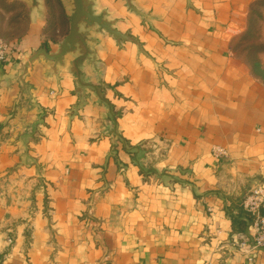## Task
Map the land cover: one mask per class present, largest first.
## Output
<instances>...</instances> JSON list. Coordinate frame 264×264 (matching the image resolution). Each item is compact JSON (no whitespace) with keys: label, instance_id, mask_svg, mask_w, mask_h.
Masks as SVG:
<instances>
[{"label":"crops","instance_id":"crops-1","mask_svg":"<svg viewBox=\"0 0 264 264\" xmlns=\"http://www.w3.org/2000/svg\"><path fill=\"white\" fill-rule=\"evenodd\" d=\"M88 1L133 39L79 27L100 96L76 91L80 49L21 80L71 0H5L28 20L0 34V264H264L242 208L264 185V83L232 50L264 0Z\"/></svg>","mask_w":264,"mask_h":264},{"label":"water","instance_id":"water-1","mask_svg":"<svg viewBox=\"0 0 264 264\" xmlns=\"http://www.w3.org/2000/svg\"><path fill=\"white\" fill-rule=\"evenodd\" d=\"M25 1L30 3L32 7L36 6L37 4V0ZM126 1L129 3V0ZM71 4L73 6V10L71 16L69 17V32L59 44L57 53L49 54L44 48H41L27 57L26 61L21 63V68L23 70L21 80L23 79L29 64L39 57H44L47 61H50L55 65H63V56L65 54L75 53L77 49H80V57L72 64V73L75 74L76 77V91L80 95H83L84 90L89 88L93 89L100 96L101 88L91 87L90 85L86 84L79 72V67L81 63L86 60L88 54V49L86 46V33H80L79 27L83 25L84 29H89L91 27L98 26L99 31L107 32L117 41H133V39L113 29L112 24L104 19L103 14L95 16L91 9V3H89L88 0H71ZM111 118L115 124V119L112 114ZM112 138L114 139V142L116 140L123 142L116 134V131L113 132Z\"/></svg>","mask_w":264,"mask_h":264},{"label":"rangeland","instance_id":"rangeland-1","mask_svg":"<svg viewBox=\"0 0 264 264\" xmlns=\"http://www.w3.org/2000/svg\"><path fill=\"white\" fill-rule=\"evenodd\" d=\"M26 13L22 4H9L0 0V34L4 38L20 36L27 27ZM6 17L9 20L6 21ZM232 50L248 65L253 75L264 83V1L253 5L249 24L234 41Z\"/></svg>","mask_w":264,"mask_h":264},{"label":"built area","instance_id":"built-area-1","mask_svg":"<svg viewBox=\"0 0 264 264\" xmlns=\"http://www.w3.org/2000/svg\"><path fill=\"white\" fill-rule=\"evenodd\" d=\"M6 57V46L0 44V62ZM218 155H223V152L216 151ZM243 210L250 215L255 227L253 236V244L251 250L264 248V185L256 187L250 191L242 201ZM1 262V259H0Z\"/></svg>","mask_w":264,"mask_h":264},{"label":"trees","instance_id":"trees-1","mask_svg":"<svg viewBox=\"0 0 264 264\" xmlns=\"http://www.w3.org/2000/svg\"><path fill=\"white\" fill-rule=\"evenodd\" d=\"M263 214H264V210H263Z\"/></svg>","mask_w":264,"mask_h":264}]
</instances>
